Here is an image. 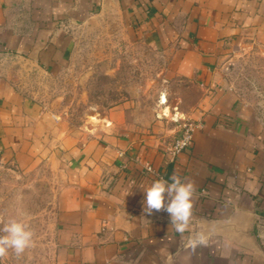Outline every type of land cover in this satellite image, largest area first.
I'll return each mask as SVG.
<instances>
[{
	"label": "crops",
	"instance_id": "1",
	"mask_svg": "<svg viewBox=\"0 0 264 264\" xmlns=\"http://www.w3.org/2000/svg\"><path fill=\"white\" fill-rule=\"evenodd\" d=\"M108 5L170 51V76L192 93L178 118L114 105L78 137L0 72V177H56L50 264H264V117L225 71L238 47L264 49V0H0V54L60 66L76 26ZM184 118L197 124L192 144L170 158ZM173 174L195 186L183 237L166 211L144 212L143 189ZM250 222L258 247L225 227ZM200 232L206 245L184 246Z\"/></svg>",
	"mask_w": 264,
	"mask_h": 264
},
{
	"label": "rangeland",
	"instance_id": "2",
	"mask_svg": "<svg viewBox=\"0 0 264 264\" xmlns=\"http://www.w3.org/2000/svg\"><path fill=\"white\" fill-rule=\"evenodd\" d=\"M73 37L72 49L60 66L46 69L19 55L0 54V72L78 137L101 111L114 105L136 109V117L143 120L157 114L178 118L192 92L170 76V51L133 35L112 5L76 26ZM234 52L226 75L264 117V49L240 46ZM3 171L0 227L12 218L23 220L34 232V243L20 256L10 252L0 258V264H50L58 198L55 174L44 167Z\"/></svg>",
	"mask_w": 264,
	"mask_h": 264
},
{
	"label": "clouds",
	"instance_id": "3",
	"mask_svg": "<svg viewBox=\"0 0 264 264\" xmlns=\"http://www.w3.org/2000/svg\"><path fill=\"white\" fill-rule=\"evenodd\" d=\"M181 146L180 143L177 144V151ZM170 179L171 183L163 178L154 180L150 186L143 189L144 212L152 215L154 211H166L172 227L183 237L189 230L195 186L191 181H182L177 174H173ZM33 237L34 232L23 220L15 218L8 220L0 227V258L10 252L16 256L22 255L26 249L33 246ZM207 242V235L200 232L190 236L184 246L195 251L198 246L206 245Z\"/></svg>",
	"mask_w": 264,
	"mask_h": 264
},
{
	"label": "built area",
	"instance_id": "4",
	"mask_svg": "<svg viewBox=\"0 0 264 264\" xmlns=\"http://www.w3.org/2000/svg\"><path fill=\"white\" fill-rule=\"evenodd\" d=\"M181 134L178 138L175 139L171 147L169 148L170 158L175 157L181 151L187 149L192 144L193 132L197 127V124L191 120L182 119ZM180 143L182 146L177 151V144ZM147 170H151L150 165H145Z\"/></svg>",
	"mask_w": 264,
	"mask_h": 264
},
{
	"label": "water",
	"instance_id": "5",
	"mask_svg": "<svg viewBox=\"0 0 264 264\" xmlns=\"http://www.w3.org/2000/svg\"><path fill=\"white\" fill-rule=\"evenodd\" d=\"M225 227L230 228V230L233 233H235L239 237L249 241L250 243L254 244L255 246H257V247L259 246L257 238H256L255 229H254L252 222H250L246 227H239L233 223H229Z\"/></svg>",
	"mask_w": 264,
	"mask_h": 264
},
{
	"label": "bare ground",
	"instance_id": "6",
	"mask_svg": "<svg viewBox=\"0 0 264 264\" xmlns=\"http://www.w3.org/2000/svg\"><path fill=\"white\" fill-rule=\"evenodd\" d=\"M168 110H167V107L165 108V112H167Z\"/></svg>",
	"mask_w": 264,
	"mask_h": 264
}]
</instances>
